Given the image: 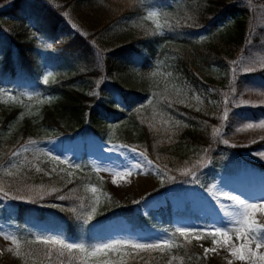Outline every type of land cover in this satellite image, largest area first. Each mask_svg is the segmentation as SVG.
Segmentation results:
<instances>
[{"label":"trees","instance_id":"trees-1","mask_svg":"<svg viewBox=\"0 0 264 264\" xmlns=\"http://www.w3.org/2000/svg\"><path fill=\"white\" fill-rule=\"evenodd\" d=\"M178 1L182 0H156L160 7L170 11ZM146 8L141 0H14L2 10L0 22L30 26L33 32L51 42L53 51H41L29 38V32L9 33L0 28V86L17 92H37L54 101L39 114L22 118L18 124L15 122L20 108L0 113L1 152L5 154L30 140H49L77 133L84 136L90 133L107 141L112 129L126 123L122 130L116 128L118 131L113 137L144 152L159 169L175 177L183 176L175 165L193 162L196 153H205L204 157L212 162L215 170L230 175L236 171L235 157L264 150V140L248 148H213L210 129L215 120L176 102L170 103V110L165 111L171 115L167 116L170 120L167 126L159 123L156 127L158 121H154L153 126L140 124L136 111L149 97L148 69L158 54H163L160 45L164 43L165 47L176 49L173 67L186 83L203 82V85L212 86L216 83L215 78L204 77V71L225 63L220 44L227 47L243 43L244 18L248 13L241 0H207L187 20V26H183L184 34H177L175 38L169 32L166 36L154 34L144 39H122L114 42L113 47L101 56L94 40L110 32L121 20L141 17ZM192 10L189 8L190 12ZM64 13L69 15L68 19ZM218 26H223L221 29L226 38L221 42L204 40ZM49 68L59 74L58 80L44 84L41 75ZM123 74L128 76L119 81L117 78ZM236 85L239 89L264 91V69L241 75ZM117 99L119 104L115 102ZM142 110L145 115L149 113L147 107ZM235 114L231 117L233 121L230 120L232 124L257 121L264 118V107L242 109ZM80 165L73 181L55 192H38L36 187L25 191L15 183L2 181L0 188L10 195L3 196L11 202L18 227L19 250L26 259L43 258L42 264H83V257L78 252L65 251L59 256L53 248L49 257L52 246L36 242L35 228L29 229L25 225L27 222L48 231L61 232L71 242L91 245L103 239L106 220L122 217L134 227L152 224L168 227L172 233L169 241L175 245L163 252L152 250L144 260L128 255L121 260L123 264H169L171 260L175 264L176 259L180 261L178 264H208L193 244L183 241L180 236L174 241L173 214L167 207L143 217L135 207L112 209L103 205L90 220L81 216L88 206L81 189L87 183L99 184L100 177L91 171L86 159ZM252 165L264 172V164ZM32 177L30 175L28 179L32 180ZM59 196L66 198L61 200Z\"/></svg>","mask_w":264,"mask_h":264},{"label":"rangeland","instance_id":"rangeland-1","mask_svg":"<svg viewBox=\"0 0 264 264\" xmlns=\"http://www.w3.org/2000/svg\"><path fill=\"white\" fill-rule=\"evenodd\" d=\"M13 1L0 0V12L9 7ZM141 1L147 7L141 17L121 20L110 32L94 40V46L98 48L97 51L101 56L106 53L108 48L113 47L114 42L122 41V39H144L154 34L166 36L169 32L175 38L177 34H184L183 26H187V20H190L192 15L207 0L178 1L173 6L172 11L160 7L156 0ZM241 2L248 12L244 18L243 43L227 47L223 43L219 45L223 50L225 63L221 67H209L203 75L204 77L207 75L214 77L216 80L214 85H203V82L196 85L186 83L173 67V61L177 56L176 49L165 47L164 43L160 45L162 47L160 50H164V52L162 55L158 54L148 69L151 87L149 97L145 101L146 103L136 111L140 124L153 126V122L158 121L155 124L156 127H159V123L167 126L170 120L167 119L169 114L165 111L170 110V103L176 102L189 109L200 111L215 120L216 123H211L212 128L210 129L212 147L234 150V148H248L256 142L264 140V128L259 127V125L264 124V118L242 124L231 123L233 121L231 117L236 115V111L264 107V91L248 88L239 89L236 85V81L241 75L264 69V0H241ZM189 8L193 9L192 12L189 11ZM149 12H155L157 16L148 19ZM64 15L67 19L69 18L67 13ZM157 23L161 25L159 30L156 28ZM230 24H232L231 20H229L228 25ZM0 25H2L1 29L9 33L29 32V38L35 41L41 51L48 53L53 51L51 42L33 32L30 26L15 23L3 24V22H0ZM222 27L218 26L212 30L204 40L216 39L221 42L227 36L225 31L221 29ZM233 62H237V64L234 65ZM234 67L236 68L235 72ZM246 67H251L254 70L248 72L239 70ZM49 73H51L49 83L58 80L59 74L49 68L43 71L42 82ZM66 75L64 74V76ZM127 76L128 74H123L117 79L120 81ZM96 91L94 92L96 93ZM53 101V98L42 96L37 92H17L0 86V113L8 111L10 108H20L15 122L17 124L24 117L39 114L45 106L50 105ZM145 107L149 109L147 115L142 110ZM225 114H227V119H224ZM126 124H120L112 129L111 138L107 141H102L90 133L85 136L77 133L73 136H56L49 140H36L35 144L26 143L16 148L13 147L5 154L1 152L0 148V187H2V181L6 180V182L15 183L16 186L22 187L25 191L30 187H36L38 192H55L73 181L75 174L80 170L82 160L86 159L92 168L91 171L100 177V183H87L81 189L82 197L88 200L87 209L81 216L85 219H88L89 215L93 217L103 205L112 209L134 206L143 217H148L152 213L158 212L162 207H167L173 214L171 227L174 231V241L179 236L177 229L208 230L214 227H223L227 223V220L218 215L217 210H221L220 205L223 204L227 206V211H233V202L222 197L218 198L220 193H229L238 197L244 196L246 202L259 203L264 201V172H260L252 165V163L264 164V150L244 153L241 157H235L233 162L236 171L230 175L222 173L221 170H215L212 162L205 158V153L195 154V151L193 152L195 154L192 158L193 162L189 161L181 164V166L175 165L181 173L183 172L182 177L180 174L179 177H175V175L159 169L147 157L146 159L142 158L139 151L131 152L132 147H118L126 144L116 140L113 137L114 133L118 131L116 128L122 130ZM249 124L253 127L248 128ZM215 130H219L218 135L215 134ZM224 140H227L228 143H224ZM113 146L117 147L113 149ZM110 149L113 150L110 151ZM13 152H18L19 155L13 156ZM50 156L59 157V160H51L49 159ZM149 161L151 163H148ZM37 167L41 170L37 171ZM128 170H131V175L124 177H114L113 175L115 171L126 172ZM186 170H190L188 174H184ZM9 173L12 174L9 175ZM30 175L33 176L32 180L28 179ZM114 178L115 183H113ZM93 187L97 189L95 193L91 191ZM32 191L37 190L33 189ZM104 193H107V196ZM3 195L5 193L0 191V264H42L43 258L37 259V261L30 257L26 259L17 245H14L10 239L4 238L5 235L17 238L18 227L13 209L9 204L11 202ZM22 199H26V197H22ZM92 207L96 208L95 213H92ZM258 214L257 211L255 219ZM159 220L157 219V222ZM33 228H35L34 238L36 242L38 238L53 236L71 242L61 232L48 231L39 225L33 226ZM103 232V239L93 245H87L84 242L76 244H83L90 248L116 241L155 243L164 240L169 241L172 236L168 227L164 225L152 224L145 227H134L122 217H110L106 220ZM181 238L187 243L190 240V244L202 252L208 264H229V261L234 260L229 252H217V245L223 238H217L215 245H213V238L210 236L199 240L191 235L188 240H185L184 237ZM17 240L19 243L18 238ZM231 243L239 244L240 241H237L233 235ZM206 248L210 249L207 255H205ZM8 249H12V251ZM262 249L264 250V248ZM17 251L20 253L19 256L16 255ZM150 251L152 250L119 248L110 252L108 259L121 261L129 255L130 257H142L144 260ZM95 259L90 258L88 264H92ZM176 260L175 264H178L180 261ZM171 264H173L172 260Z\"/></svg>","mask_w":264,"mask_h":264},{"label":"snow or ice","instance_id":"snow-or-ice-1","mask_svg":"<svg viewBox=\"0 0 264 264\" xmlns=\"http://www.w3.org/2000/svg\"><path fill=\"white\" fill-rule=\"evenodd\" d=\"M157 16V13L155 12H149L148 19H153ZM156 28L159 30L161 29V25L159 23L156 24ZM234 65L237 64V62H233ZM242 72H248L253 71L254 69L251 67L246 68H240L239 69ZM236 71V68L234 67V72ZM49 76H51V73L49 75L45 76L43 79V82L45 84L49 83ZM12 99H15L12 97ZM31 99V97H30ZM117 104L120 103V101L117 99L115 100ZM224 119H227V114H225ZM253 125L249 124L248 128H252ZM259 127L264 128V124L259 125ZM215 134H219V130H215ZM28 143L35 144L36 141L30 140ZM224 143H228L227 140H224ZM117 146H113V149H115ZM119 148H128L127 145H119ZM113 149H110L112 151ZM25 150H27L25 148ZM131 152L136 153V148H131ZM13 156L19 155L18 152H13ZM139 155L142 158L146 159V155L144 152H140ZM49 159L51 160H59V157L56 156H50ZM63 163V161H61ZM148 163H151L149 161ZM138 167V165H137ZM37 171H40L37 167ZM55 171V169H53ZM190 170H186L184 174H188ZM12 173H9L11 175ZM131 170H128L126 172H119L115 171L113 173L114 177L120 176H128L131 175ZM70 175V174H69ZM115 178L113 180V183H115ZM0 191H3L2 188H0ZM55 191V189H54ZM93 193L97 191L95 187L91 189ZM7 195V193H5ZM105 196H107V193H104ZM222 197L223 199L230 200L233 202V211H226L227 206L221 204L220 208L222 211H224V215L228 218L227 223L223 227H214L212 229L208 230H189V229H177V232L179 233V236L184 237L185 240H188V237L191 235L195 239H204L207 237H212V243L215 245L217 243V238H225L224 244L225 246H228V250L230 252V255L234 257L236 260L239 261H245L247 264H264V252L259 251L260 249L264 248V224H260L255 219V213L260 210L264 211V202L261 203H254V202H246L245 200L240 199L238 196L231 195L229 193H220V196L218 198ZM22 198V197H18ZM59 199L63 200L66 197L59 196ZM72 211H75V209H72ZM92 213L96 212V208L92 207L91 209ZM91 215L88 216V219H91ZM233 235L235 236V239L237 241H240V243L234 244L231 243L233 240ZM6 240L10 239L14 245H17V248H19V243L16 237H9L7 235L4 236ZM38 243H43L45 245H50L52 248L49 249V257L51 256L52 249L55 248L59 256H63L65 254V251L67 253H73V252H79L82 254L83 257V264H88V261L90 258H96L92 261V264H123L122 261H115L108 259V254L110 252H114L115 250L119 248H131L133 250H160L163 252L165 248H172L175 245L172 244L170 241L164 240L159 241L155 243H133L130 241H116L114 243H105L102 245H95L92 247H86L83 244H76L67 242L65 239L58 238V237H48V238H38ZM189 243H191L190 240H188ZM253 245L255 246L253 248ZM9 251H12V249H8ZM214 250V249H211ZM210 251V249H205V255ZM16 255H20L19 251H17ZM103 257V258H102ZM169 264L171 262L169 261ZM229 264H231V261H229Z\"/></svg>","mask_w":264,"mask_h":264},{"label":"bare ground","instance_id":"bare-ground-1","mask_svg":"<svg viewBox=\"0 0 264 264\" xmlns=\"http://www.w3.org/2000/svg\"><path fill=\"white\" fill-rule=\"evenodd\" d=\"M242 200H245L246 201V197H244V196H239ZM264 202V201H263ZM259 203H261V202H259ZM206 208H209V206H206ZM227 211V210H226ZM217 212H218V215H220V216H222V218L224 219V220H227V217L224 215V211H222V210H217ZM220 212V213H219ZM258 217L256 218V220L260 223V224H264V211H260V210H258ZM224 239L225 238H223L221 241H220V243L217 245V252H219V253H222V252H229V250H228V246H225V244H224ZM238 245V244H237ZM259 251H261V252H264V250L263 249H260ZM230 253V252H229ZM234 258V257H233ZM231 263L232 264H247V262H245V261H239V260H236L235 258H234V260H231Z\"/></svg>","mask_w":264,"mask_h":264}]
</instances>
